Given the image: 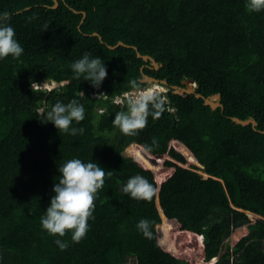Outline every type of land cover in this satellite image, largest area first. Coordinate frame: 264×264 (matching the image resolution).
I'll use <instances>...</instances> for the list:
<instances>
[{"label": "trees", "instance_id": "trees-1", "mask_svg": "<svg viewBox=\"0 0 264 264\" xmlns=\"http://www.w3.org/2000/svg\"><path fill=\"white\" fill-rule=\"evenodd\" d=\"M55 4L0 0L24 48L0 60V264H264V11L249 13L245 0ZM119 41L131 46L109 47ZM85 52L106 63L99 87L73 75ZM146 75L168 80L163 111L125 135L112 123L122 107L114 100ZM187 78L204 96L220 95L224 109L184 91ZM32 81L59 85L33 91ZM73 98L85 106V119L73 122L82 135L42 122L41 110ZM73 157L112 172L79 243L40 224L58 165ZM138 173L156 189L151 200L122 191ZM141 218L150 238L136 228ZM57 238L70 246L61 251Z\"/></svg>", "mask_w": 264, "mask_h": 264}, {"label": "clouds", "instance_id": "clouds-1", "mask_svg": "<svg viewBox=\"0 0 264 264\" xmlns=\"http://www.w3.org/2000/svg\"><path fill=\"white\" fill-rule=\"evenodd\" d=\"M245 8L249 13L264 11V0H245ZM10 15L7 11L0 12V60L8 56L19 58L24 52L10 22ZM71 69L76 79L82 77L90 81L94 87H99L108 76V69L102 58L93 57L88 52L75 60L71 64ZM131 84L133 87L131 93L125 92L124 99L117 96L114 100V103L122 107L115 113L112 123L125 135H135L137 130L146 126L149 115L158 118L163 111V100L157 89L154 87L139 89L135 80ZM40 85L45 87L41 88ZM46 85L47 81L31 83L33 91H50ZM39 115L43 123L52 122L60 133L72 136L84 133L82 126H73V122L80 124L85 119V106L76 98L68 103L58 100L50 109L41 110ZM58 172L60 173L58 182L53 185L54 194L40 217V224L49 235L58 234V237H64L70 232L71 243H79L90 228L89 221L95 219L98 190L103 187L105 176L111 177L112 172L106 173L105 168L96 161H83L79 157L59 164ZM122 191L132 199L151 200L156 189L145 176L138 173L127 179ZM136 228L145 237H151V222L147 218H141L136 223ZM54 243L61 251L70 246L68 240L60 238L55 239Z\"/></svg>", "mask_w": 264, "mask_h": 264}, {"label": "water", "instance_id": "water-1", "mask_svg": "<svg viewBox=\"0 0 264 264\" xmlns=\"http://www.w3.org/2000/svg\"><path fill=\"white\" fill-rule=\"evenodd\" d=\"M55 1H56L55 6H57L58 0H55ZM27 8H29V7H27ZM85 16H86V13L84 11V17ZM96 33L97 32H95L94 34H96ZM120 45L131 46V45H129V44L123 42V41H119L117 44H114V45H110L109 44V47L115 48V47H118ZM134 47L138 51V56H142L146 60L151 59L152 62H153L154 67L155 68H159V63H158V61L154 57H152L151 55H148V54H144L143 55V54L140 53V51L138 50V48L136 46H134ZM146 78H148L152 82H156V83L163 84V85H166V86L169 84L167 79H159V78H156V77H153V76H149V75H146ZM189 82H196V80L193 79V78H187V79H185L183 81V83L187 84V86L182 88L184 91L189 92V93H195L198 97H203L205 99V103L206 104H209L212 107H215L216 108V107H220L221 106L224 109V106H223L222 102L219 101L220 95H214V96L206 97L203 94H201L200 92H197V89H198V86H199L198 84H197L198 86L196 88H193V84H191ZM172 87L175 88V89H178L179 88L178 85H172ZM233 119L235 121H237L238 123L242 124V125L253 124V126L255 127L256 124H257L256 119H253V118H250V119H241V118H239L237 116H233ZM247 212L249 213V215L251 217H262L261 215L256 214L254 212H251V211H247Z\"/></svg>", "mask_w": 264, "mask_h": 264}, {"label": "rangeland", "instance_id": "rangeland-1", "mask_svg": "<svg viewBox=\"0 0 264 264\" xmlns=\"http://www.w3.org/2000/svg\"><path fill=\"white\" fill-rule=\"evenodd\" d=\"M146 80H147V83H146L145 85H143L142 88H139V89H144V88H148V87H154V83H156V82H152V81H150L149 79H146ZM189 83H190V82H189ZM158 84H159V83H158ZM196 84H198V83H196ZM57 85H59L58 82L47 81V85H46V87H47V88H52V87H55V86H57ZM161 85H163V84H161ZM43 86H44V85H43ZM163 86H164V89H163V90H157V91H159V93L166 94V92H167L169 89H168V87H167L166 85H163ZM197 86H198V85H195V84H194V85H193V88H196ZM44 87H45V86H44ZM97 89H98V88H97ZM132 91H133V90H132ZM132 91H128V92H126V93H131ZM126 93H124L122 96H119V98L124 99ZM163 98H166V99H167V97L164 96V95H163ZM126 264H137V262H136V259H135V258H130Z\"/></svg>", "mask_w": 264, "mask_h": 264}, {"label": "bare ground", "instance_id": "bare-ground-1", "mask_svg": "<svg viewBox=\"0 0 264 264\" xmlns=\"http://www.w3.org/2000/svg\"><path fill=\"white\" fill-rule=\"evenodd\" d=\"M196 83V82H195ZM158 83H154V88L156 89V86H157Z\"/></svg>", "mask_w": 264, "mask_h": 264}]
</instances>
